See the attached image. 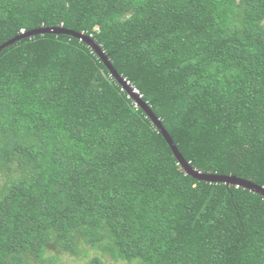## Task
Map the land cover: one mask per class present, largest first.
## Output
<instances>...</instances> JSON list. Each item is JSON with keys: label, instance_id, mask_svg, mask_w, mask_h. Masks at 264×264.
Masks as SVG:
<instances>
[{"label": "trees", "instance_id": "1", "mask_svg": "<svg viewBox=\"0 0 264 264\" xmlns=\"http://www.w3.org/2000/svg\"><path fill=\"white\" fill-rule=\"evenodd\" d=\"M90 37L189 166L264 187V0H0V45ZM264 264V197L199 181L97 54L0 50V264Z\"/></svg>", "mask_w": 264, "mask_h": 264}, {"label": "water", "instance_id": "2", "mask_svg": "<svg viewBox=\"0 0 264 264\" xmlns=\"http://www.w3.org/2000/svg\"><path fill=\"white\" fill-rule=\"evenodd\" d=\"M43 34H66L73 36L80 41H83L88 47H90L95 54L99 57V59L104 63L106 68L109 70L110 75L118 82V84L122 87V89L128 94V96L134 100L135 104L139 106L146 115L151 119L152 123L157 127L159 133L162 135V137L167 142L169 148L171 149L173 156L176 158L178 165L181 167V169L185 172V174L191 176L192 178L204 181L207 183H224L226 185H235L243 187L253 193L259 194L264 197V187H259L253 183H250L245 180L237 179L233 176H218V175H211V174H203L200 173L194 169H192L189 164L182 158L180 153L178 152L177 148L175 147L173 141L167 134V132L162 127L160 121L154 116V114L151 112L149 106L141 100V96L138 94L137 90H135L125 79H123L120 75L117 74V72L113 69L109 61L107 60L106 56L103 54V52L100 50V48L97 46V44L88 36H85L83 34H78L72 31H67L62 28H39L35 29L26 33H21L19 36L8 40L7 42L0 45V50L3 48L13 44L15 41H18L20 39L26 38V37H32L35 35H43Z\"/></svg>", "mask_w": 264, "mask_h": 264}, {"label": "rangeland", "instance_id": "3", "mask_svg": "<svg viewBox=\"0 0 264 264\" xmlns=\"http://www.w3.org/2000/svg\"><path fill=\"white\" fill-rule=\"evenodd\" d=\"M73 260L67 259V257H63V260L59 262L58 264H73ZM116 264H122V263H116Z\"/></svg>", "mask_w": 264, "mask_h": 264}]
</instances>
